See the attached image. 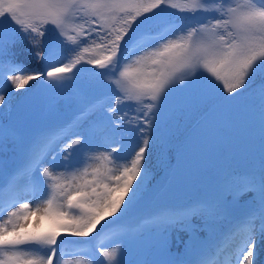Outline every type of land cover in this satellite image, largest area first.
Instances as JSON below:
<instances>
[{
	"label": "snow or ice",
	"instance_id": "6c2138e0",
	"mask_svg": "<svg viewBox=\"0 0 264 264\" xmlns=\"http://www.w3.org/2000/svg\"><path fill=\"white\" fill-rule=\"evenodd\" d=\"M165 8L198 17L195 26L146 27ZM21 41L44 70L29 71L17 59ZM85 65L92 85L108 97L85 100L68 118L22 141L11 168L0 161V264H67L65 256L77 264H123L120 217L147 175L146 153L165 101L177 83L189 94L173 113L208 93L231 99L264 71V0H0V114L32 82L62 87ZM258 96L264 123V84ZM98 122L122 139L134 130L138 150L107 136L98 141ZM9 139L15 132L0 125V149ZM261 153L259 176L229 182L228 202L162 207L146 223L189 233L194 259L188 264H217L229 246L225 264L233 256L236 264H264V141ZM101 160L108 167L89 173ZM197 231L206 233L200 241ZM94 232L96 243L86 248L71 239Z\"/></svg>",
	"mask_w": 264,
	"mask_h": 264
},
{
	"label": "trees",
	"instance_id": "16d2710c",
	"mask_svg": "<svg viewBox=\"0 0 264 264\" xmlns=\"http://www.w3.org/2000/svg\"><path fill=\"white\" fill-rule=\"evenodd\" d=\"M192 17L190 13L165 8L158 14V18L146 27L157 31L170 23L190 26ZM52 28L53 26L49 25V29ZM17 50L20 53L17 59L29 71L44 70L43 65L30 58V50L26 42L21 41ZM90 67L91 65L81 67L73 79L78 84V92L82 94L78 106L85 100L93 101L100 95L108 94L107 89L92 85L91 74L86 70ZM262 84H264V71H258L248 86L241 90L239 95H235L238 101L234 107L230 106V99H222L218 93L212 95L208 93L195 105L185 109L186 113L182 120L174 119L171 122L168 114L181 105L187 95L178 94L176 90L170 93L162 110L160 126L152 133V143L146 153L147 175L140 189V195L138 199L131 200L123 216L133 223L136 218L146 213L149 207L182 206L199 201L228 202L226 195L229 182L246 175L255 174L258 177L262 162L261 149L258 147L262 145V141H256L254 146L249 137L251 130L257 131L261 119L258 89ZM47 88L53 87L48 86L44 80L32 82L27 90H19L20 95L13 98L11 109L5 107L0 114V121L8 123L17 130L21 142L43 128L59 123L55 116L42 115L40 89L48 90ZM31 99L37 102V107L34 109L27 104ZM15 106H19L16 113L13 112ZM196 121L197 125L179 150L171 181L157 195L151 206L149 202L151 193L156 190L167 173L180 139ZM135 140L137 138L134 130L123 132V143L127 144ZM251 153L253 158L250 157ZM210 161L212 167L206 169L205 165ZM181 176L184 178H180ZM241 211L242 208L237 207L236 214ZM205 235L206 233H203L200 237Z\"/></svg>",
	"mask_w": 264,
	"mask_h": 264
},
{
	"label": "rangeland",
	"instance_id": "374dc122",
	"mask_svg": "<svg viewBox=\"0 0 264 264\" xmlns=\"http://www.w3.org/2000/svg\"><path fill=\"white\" fill-rule=\"evenodd\" d=\"M190 21V26H195L196 24V19H191ZM193 23V25H192ZM172 24V23H171ZM169 24L163 26V28L167 27ZM161 28V29H163ZM139 54V53H136ZM207 75V74H205ZM77 83L74 80L69 81L68 83L64 84L62 87H53L52 89L48 90H42L40 89V96L43 98L41 100L42 103V115L48 114L51 116H55L56 120L61 122L62 120L68 118L79 106L80 100L82 98V94L78 92L77 89ZM197 85L202 86L203 81L198 79L197 80ZM222 89V85L220 86ZM176 93L178 94H189L188 89H184L183 86L180 83H177L176 85ZM213 94V93H209ZM108 97L107 95H103L99 97L97 101L103 102L104 99ZM238 101V98L234 96L233 98L230 99L229 103L230 106L235 105V103ZM29 107L31 109H34L37 107V102L35 100H29L27 102ZM44 104L46 105L44 107ZM44 107V108H43ZM19 106H15L13 109V112L16 113L18 110ZM186 109V108H185ZM184 109L183 112H177L173 113V110L170 111L168 114L169 117V122L173 121L174 119H179L182 120L184 118V115L186 113V110ZM249 124V123H248ZM247 124V125H248ZM0 125L4 126L6 129L10 128L15 132V139L14 141L12 139L7 140L3 148L0 149V161L3 162L4 166L6 169L11 168L14 163L16 162L17 158V145L21 143V140L19 139V134L17 130L13 129L12 126H10L8 123H1ZM259 127L256 129L257 131L254 132L251 130L250 134L251 137H249L251 143L256 146V141H264V123H262V120L260 119L258 122ZM248 127V126H247ZM253 127V126H251ZM250 128V127H249ZM44 129V128H43ZM247 130V129H246ZM97 140H103L105 136L113 139L114 141L117 142H122L123 139L121 136L120 131H116L115 134L109 129H106L104 127V124L102 122H98L97 124ZM21 134V133H20ZM21 136V135H20ZM142 141H133L131 143H123L125 145V148H127L129 145H134L135 149L138 150L139 144ZM110 147H117L116 143H112L109 145ZM258 147V146H257ZM261 149V146L259 147ZM105 149L101 148L99 151H104ZM134 154V152H133ZM262 154V153H261ZM250 157L253 158V154H250ZM214 159V158H213ZM262 163V162H261ZM260 163V165H261ZM100 166L101 168L108 167L106 162L103 160L98 161V162H93L91 166L89 167L88 171L91 173L92 167ZM206 169H210L212 167V162L210 161L205 165ZM87 179H91V175L86 177ZM180 178H184V176H181ZM144 182V181H143ZM143 182L141 183L139 190L135 194L134 198H138L140 194V189L143 187ZM3 183L6 185L7 184V178L5 177L3 180ZM10 198V194L5 187V192H4V203L7 205L8 201ZM24 197L18 200V203H23L25 202ZM226 200H230L229 193L226 195ZM36 202H33V207L35 206ZM130 203V202H129ZM162 208V207H160ZM159 208V209H160ZM6 211L4 212V215L6 216ZM151 214H147L141 221L143 222V228L138 225V222L133 225H130L129 221H127L123 216L120 217L119 224L123 230V254H122V262L123 264H156V262L162 258V257H172V259L169 258H163L162 261H177L179 264H188V261L190 258L194 259V256L191 257L192 253V243L193 241L189 239V233L186 232H177L176 230L170 229L168 233L162 232L155 224H150L146 223L147 220L150 219ZM2 218V217H0ZM34 219V217H32ZM194 223L199 224L200 221H194ZM259 223V222H257ZM46 224V222H45ZM112 228L111 225L108 226L107 229H105V232L110 230ZM99 226L97 228V231H99ZM132 230L135 231V234L132 233ZM203 233L197 231L195 233V239L196 241L202 240V235ZM135 236L137 239V244L139 245L137 247V252L141 249L143 250L142 252H138L137 256H135L136 250L133 247H130L127 243L131 240V238ZM177 236H179V240H177ZM96 233L94 232L92 234V237H73L71 238L72 240H78L82 241V243L79 245V247L86 248L88 247L89 244H95L96 243ZM188 242L187 245L185 242ZM69 251L72 249V245L70 242L66 241L65 242ZM107 247H111V245H106ZM158 246V247H157ZM233 247L234 246H229L226 248L225 253L221 255L220 259L218 260L217 264H225V256L233 252ZM134 250V253H132ZM65 261L67 264H77V259L75 256H65L64 257ZM102 257H99V254L97 253V260H101ZM260 259L264 261V254H261ZM161 260H159L158 264H163ZM82 264H86V262H82ZM231 264H236V259L233 256V259L231 261Z\"/></svg>",
	"mask_w": 264,
	"mask_h": 264
}]
</instances>
